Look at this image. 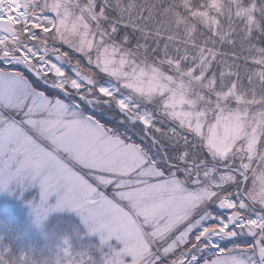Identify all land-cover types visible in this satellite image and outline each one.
<instances>
[{"label": "snow or ice", "instance_id": "6c2138e0", "mask_svg": "<svg viewBox=\"0 0 264 264\" xmlns=\"http://www.w3.org/2000/svg\"><path fill=\"white\" fill-rule=\"evenodd\" d=\"M262 18L264 0H0V189L35 182L37 224L66 208L115 237L102 264H264Z\"/></svg>", "mask_w": 264, "mask_h": 264}, {"label": "rangeland", "instance_id": "374dc122", "mask_svg": "<svg viewBox=\"0 0 264 264\" xmlns=\"http://www.w3.org/2000/svg\"><path fill=\"white\" fill-rule=\"evenodd\" d=\"M40 199V190L37 183L31 184L25 179L23 182L14 180L9 183L6 189H0V211H7L13 215L18 222L23 224L24 235L26 239V259L37 258L40 264H65L68 259L74 258L71 251L70 238L67 233L79 234L80 237L86 240L88 246L92 247V256L97 257V264H102V251H109V244L112 247H122L121 242L115 237L110 238L107 244H101L99 234L91 233L81 221L79 215L69 209L53 210L39 224L34 219L32 206ZM56 200V195L53 193L48 198V203L52 204ZM70 215L74 220L70 219ZM67 216L69 223L60 225L61 217ZM51 217L57 222L56 225H49ZM76 219V220H75ZM2 225V224H1ZM2 226H0V231ZM2 237L0 236V242ZM237 243L247 240L231 239L220 241L221 246H227L232 241ZM67 241V243L65 242ZM29 244V245H28ZM2 246V245H0ZM67 250V252H66ZM1 255V254H0ZM125 259H129L125 257ZM33 264L34 261H33Z\"/></svg>", "mask_w": 264, "mask_h": 264}, {"label": "trees", "instance_id": "16d2710c", "mask_svg": "<svg viewBox=\"0 0 264 264\" xmlns=\"http://www.w3.org/2000/svg\"><path fill=\"white\" fill-rule=\"evenodd\" d=\"M262 23H264V18H262ZM70 219L74 218L70 215H67ZM67 216L61 217L60 225L69 223ZM76 220V219H75ZM2 224V225H1ZM57 222L54 218L51 217L49 225H56ZM0 226L2 230L0 231V236L2 237L0 242V264H40L37 258L26 259V239L24 235L23 224L18 222L13 215H10L7 211H0ZM68 238H70L71 251L73 252L72 256L75 258L78 255L84 257H90L91 260L88 261V264H97V257L92 256V247L88 246V243L85 239L79 236H76L75 233H67ZM29 245V244H28ZM100 264V263H99Z\"/></svg>", "mask_w": 264, "mask_h": 264}, {"label": "flooded vegetation", "instance_id": "af4514ba", "mask_svg": "<svg viewBox=\"0 0 264 264\" xmlns=\"http://www.w3.org/2000/svg\"><path fill=\"white\" fill-rule=\"evenodd\" d=\"M231 239H236V240H247V241H250V237H248V236H237V237H233V238H231Z\"/></svg>", "mask_w": 264, "mask_h": 264}]
</instances>
